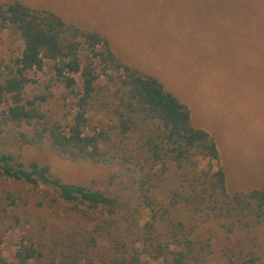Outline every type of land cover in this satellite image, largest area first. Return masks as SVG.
I'll return each mask as SVG.
<instances>
[{
	"label": "trees",
	"instance_id": "1",
	"mask_svg": "<svg viewBox=\"0 0 264 264\" xmlns=\"http://www.w3.org/2000/svg\"><path fill=\"white\" fill-rule=\"evenodd\" d=\"M0 23L24 43L14 61L0 60V114L20 136L0 129V176L40 194L33 205L0 197V264H264V188L228 190L216 140L158 78L51 11L1 4ZM46 66L75 100L65 124L47 95L26 97ZM26 147L102 165L123 185L105 193L66 182L27 161ZM14 229L24 236L8 260L1 245Z\"/></svg>",
	"mask_w": 264,
	"mask_h": 264
},
{
	"label": "rangeland",
	"instance_id": "2",
	"mask_svg": "<svg viewBox=\"0 0 264 264\" xmlns=\"http://www.w3.org/2000/svg\"><path fill=\"white\" fill-rule=\"evenodd\" d=\"M14 1L104 35L121 59L158 78L189 107L194 125L216 140L230 192L264 188V0H0V5ZM23 50L22 39L0 23V60L10 63ZM30 78L26 97L47 95L44 107L67 123L75 100L64 99L67 90L55 72L46 66ZM0 129L13 141L20 137L1 114ZM23 151L27 161L49 164L66 182L105 193L123 185L111 183L102 165L71 162L34 147ZM8 192L32 205L40 197L0 176V197ZM23 236L19 229L7 233L1 248L8 260Z\"/></svg>",
	"mask_w": 264,
	"mask_h": 264
},
{
	"label": "crops",
	"instance_id": "3",
	"mask_svg": "<svg viewBox=\"0 0 264 264\" xmlns=\"http://www.w3.org/2000/svg\"><path fill=\"white\" fill-rule=\"evenodd\" d=\"M168 91V90H167ZM174 95V94H173ZM194 123V122H193ZM195 124V123H194ZM202 129V128H201ZM204 130V129H203ZM223 141V140H222ZM218 148H219V146H218ZM219 151H221L220 149H219ZM220 158H221V152H220Z\"/></svg>",
	"mask_w": 264,
	"mask_h": 264
}]
</instances>
